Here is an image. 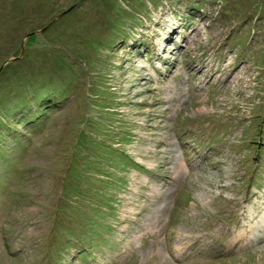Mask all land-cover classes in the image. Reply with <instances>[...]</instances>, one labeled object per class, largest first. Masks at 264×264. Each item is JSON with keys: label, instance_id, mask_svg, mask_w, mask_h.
<instances>
[{"label": "rangeland", "instance_id": "rangeland-1", "mask_svg": "<svg viewBox=\"0 0 264 264\" xmlns=\"http://www.w3.org/2000/svg\"><path fill=\"white\" fill-rule=\"evenodd\" d=\"M85 251L264 264V0H0V264Z\"/></svg>", "mask_w": 264, "mask_h": 264}, {"label": "clouds", "instance_id": "clouds-1", "mask_svg": "<svg viewBox=\"0 0 264 264\" xmlns=\"http://www.w3.org/2000/svg\"><path fill=\"white\" fill-rule=\"evenodd\" d=\"M139 166H138V168H139V170L141 171V170H145V166L143 165V164H138ZM149 171H151L150 169H149ZM152 172V171H151ZM145 174H147V173H145ZM153 176H159V174H157V173H155V175H153ZM192 229H194V228H192ZM191 230V228H189V231ZM175 239V241H176V237L174 238ZM176 243V242H175ZM175 248L176 247H174V246H171L170 248H169V250H171V252L173 251L174 252V254H173V256H172V254L171 253H169V252H167L166 250H165V252L167 253V255L169 256V257H172V258H175V261L177 262L178 261V255H177V252L175 251Z\"/></svg>", "mask_w": 264, "mask_h": 264}, {"label": "trees", "instance_id": "trees-1", "mask_svg": "<svg viewBox=\"0 0 264 264\" xmlns=\"http://www.w3.org/2000/svg\"><path fill=\"white\" fill-rule=\"evenodd\" d=\"M51 104H53V103H47L46 106H47V105L50 106ZM137 165H138V164H137ZM138 166H139V165H138ZM84 253H85V254H83V257H82V258H81L80 255H79V257H80L81 259L85 260V261H89V260L91 259V257L96 258L94 254L92 255L91 251H85Z\"/></svg>", "mask_w": 264, "mask_h": 264}]
</instances>
